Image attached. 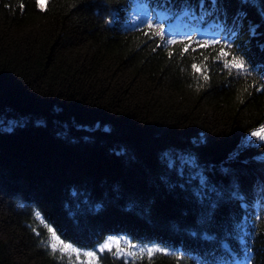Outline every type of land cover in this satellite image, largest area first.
Wrapping results in <instances>:
<instances>
[{"label": "trees", "instance_id": "1", "mask_svg": "<svg viewBox=\"0 0 264 264\" xmlns=\"http://www.w3.org/2000/svg\"><path fill=\"white\" fill-rule=\"evenodd\" d=\"M262 45L264 0H0V264H264Z\"/></svg>", "mask_w": 264, "mask_h": 264}, {"label": "snow or ice", "instance_id": "2", "mask_svg": "<svg viewBox=\"0 0 264 264\" xmlns=\"http://www.w3.org/2000/svg\"><path fill=\"white\" fill-rule=\"evenodd\" d=\"M214 3H215V0H213V4ZM249 31L254 36L256 33V26H250ZM156 34L159 35L160 33H156ZM229 35L234 36L235 31H230ZM169 43H175V41L169 40ZM212 43H217V41L213 40ZM204 46L207 47V44H205ZM262 47H264V45H262ZM187 50H188V47L185 46L183 51H187ZM169 55H171V53H169ZM226 55H228V53L224 52V50L221 49L220 53H218V58L226 56ZM225 67L236 68L237 70H241V69H244L246 67V64L244 61H242V60L237 61L236 58L233 57V59L231 61H225ZM192 68L195 69L196 71H200V68H198V66L196 64H193ZM251 135L256 136L258 139H264V125H262L256 131H253L251 133ZM34 215L40 221V223L43 224L47 228V232L50 233V236L47 237L46 241H42V243H45L47 247L51 248L52 254H55L57 251H59L62 254L63 253H76L77 258H79L80 254H81L80 249H77L73 245L65 243L64 241H62L60 239V237L57 235L56 230L51 225L47 224V222L44 220L42 214L39 211H36L34 213ZM113 243H115L117 245V253H120L121 249L119 248V241L114 240V238H108L107 240H105L104 243L99 245L98 250L100 252H103L106 249L108 251H111ZM144 251H145V249L142 248L140 250V253L143 254ZM146 251H147L149 256H151L155 252H164V253L168 252L167 249L158 248V247L148 248ZM126 254L133 255V256L136 255V253H132L130 251ZM83 255L89 258V264H92L93 260L98 259L96 257V252H94V251H86L83 253ZM173 255H175V253H173Z\"/></svg>", "mask_w": 264, "mask_h": 264}, {"label": "rangeland", "instance_id": "3", "mask_svg": "<svg viewBox=\"0 0 264 264\" xmlns=\"http://www.w3.org/2000/svg\"><path fill=\"white\" fill-rule=\"evenodd\" d=\"M6 109H3L1 112H0V115L1 114H5L6 113V111L8 110V109H11V110H15L14 109V107H12V106H10V107H5ZM16 112L18 113L19 111L18 110H16ZM42 139H44V137L42 138ZM27 157V156H26ZM30 167L29 166H27V163L25 164V168H24V170H23V168H22V171L23 172H26L27 171V169H29ZM22 179V178H21ZM21 181V180H20ZM213 204L214 203H211V210H210V212L209 213H214V209H215V207L213 208ZM218 205V204H217ZM217 213V212H216ZM239 220H235V222L237 223ZM108 238H114V240H118L119 241V248L121 249V252L119 253L120 255H119V257H121V256H125L126 258H130V256L131 255H128V254H126V253H128L129 251L130 252H132L133 250H136L137 249V245H135L130 239H128V238H125V237H119V236H110V237H108ZM105 242V241H104ZM124 243H126L128 246H124ZM113 247H115V249H116V251H117V245L115 244V243H113L112 244V248Z\"/></svg>", "mask_w": 264, "mask_h": 264}, {"label": "bare ground", "instance_id": "4", "mask_svg": "<svg viewBox=\"0 0 264 264\" xmlns=\"http://www.w3.org/2000/svg\"><path fill=\"white\" fill-rule=\"evenodd\" d=\"M160 13L163 14L164 16H165V14H166L165 12H162V11H160Z\"/></svg>", "mask_w": 264, "mask_h": 264}]
</instances>
